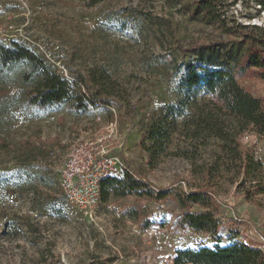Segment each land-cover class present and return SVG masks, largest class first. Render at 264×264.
I'll return each mask as SVG.
<instances>
[{
	"label": "rangeland",
	"instance_id": "obj_1",
	"mask_svg": "<svg viewBox=\"0 0 264 264\" xmlns=\"http://www.w3.org/2000/svg\"><path fill=\"white\" fill-rule=\"evenodd\" d=\"M196 1L101 0L87 7L0 0V42L26 46L83 96L77 110L67 103L26 113L27 85L19 75H0V264H172L177 249L213 247L218 236L221 245L235 236L264 251L263 138L242 134L238 159L216 158L214 139L187 147L184 158L177 151L183 140L176 138L152 162L141 147L146 118L176 101L184 65L206 54L264 104V82L233 63L245 50L242 34L264 26L263 9L253 0H221L219 20L207 22L190 15ZM189 44L210 48L181 54L178 46ZM99 72L109 79L94 86L91 76ZM93 94L112 105L96 103ZM85 142L93 145L83 148ZM79 148L123 159L143 190L166 197L99 199L90 215L75 208L59 182ZM193 192L211 193L215 235L173 229L184 211L179 198Z\"/></svg>",
	"mask_w": 264,
	"mask_h": 264
},
{
	"label": "trees",
	"instance_id": "obj_2",
	"mask_svg": "<svg viewBox=\"0 0 264 264\" xmlns=\"http://www.w3.org/2000/svg\"><path fill=\"white\" fill-rule=\"evenodd\" d=\"M63 1V0H54ZM79 2L87 7L101 0H65ZM264 11V0H253ZM221 0H197L191 12L194 18L202 17L207 22L219 20L217 6ZM245 50L233 60L234 69L251 72L264 82V26H253L242 34ZM181 54H199L210 46H178ZM215 53L214 50L211 52ZM199 63L192 61L184 65L176 83V101L162 106L149 115L143 124L141 147L152 162L159 152H165L176 138H181L183 147H178L181 157L188 158L187 147H196L198 141L205 143L214 139L219 142L220 154L216 158H242L239 138L246 132H253L264 139V104L246 90L236 79L234 72L218 64L208 54ZM92 75V85L98 86L109 77L99 72ZM19 75L27 89L22 92V106L26 113L57 108L67 103L77 110L83 105V96L76 92L75 82H69L58 74L41 56L26 46L12 43L6 46L0 42V75ZM96 77H100L99 82ZM99 79V78H98ZM83 85V83L81 84ZM88 90V88H86ZM96 103L111 106L112 103L98 94L92 95ZM116 176L105 177L99 184V199L106 203L110 198L130 196L148 197L156 200L166 193L153 195L144 184L125 166ZM210 192H193L179 198L182 211L173 223L175 230H193L216 234L219 225L218 211L211 207ZM199 205L205 211L190 212L188 206ZM232 237L228 244L221 245V238L215 237L213 247L177 249L172 264H264V251L251 247Z\"/></svg>",
	"mask_w": 264,
	"mask_h": 264
},
{
	"label": "built area",
	"instance_id": "obj_3",
	"mask_svg": "<svg viewBox=\"0 0 264 264\" xmlns=\"http://www.w3.org/2000/svg\"><path fill=\"white\" fill-rule=\"evenodd\" d=\"M85 142L82 147H90ZM104 151L84 155L74 149L67 166L61 172L60 188L69 196L71 204L86 214H92L99 202V184L102 179L118 176L122 164L117 157H105Z\"/></svg>",
	"mask_w": 264,
	"mask_h": 264
},
{
	"label": "crops",
	"instance_id": "obj_4",
	"mask_svg": "<svg viewBox=\"0 0 264 264\" xmlns=\"http://www.w3.org/2000/svg\"><path fill=\"white\" fill-rule=\"evenodd\" d=\"M237 241H238V240H237ZM240 242H242V243H244V244H247V245H249V246H251V247L259 248V247H257V246H252V245H250V244H248V243H245V242H243V241H240Z\"/></svg>",
	"mask_w": 264,
	"mask_h": 264
}]
</instances>
